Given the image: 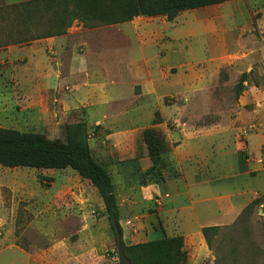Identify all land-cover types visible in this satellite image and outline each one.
<instances>
[{"label": "rangeland", "instance_id": "374dc122", "mask_svg": "<svg viewBox=\"0 0 264 264\" xmlns=\"http://www.w3.org/2000/svg\"><path fill=\"white\" fill-rule=\"evenodd\" d=\"M78 122L111 176L123 244L180 235L183 264H264V0L75 18L0 45V127L64 139ZM146 128L164 141L157 161ZM117 233L73 169L0 165V264H118Z\"/></svg>", "mask_w": 264, "mask_h": 264}, {"label": "trees", "instance_id": "16d2710c", "mask_svg": "<svg viewBox=\"0 0 264 264\" xmlns=\"http://www.w3.org/2000/svg\"><path fill=\"white\" fill-rule=\"evenodd\" d=\"M225 1L229 0H21L15 3L0 0V31L5 30L6 36L27 34L11 37L0 45L60 35L75 18L87 27L126 22L140 15L165 16L171 20L181 11ZM245 77L243 73L237 93L243 89ZM142 139L150 158L157 161L165 150L162 137L154 129L146 128L142 131ZM0 165L73 169L97 189L111 227L116 233L121 232L111 176L94 159L83 123L66 125L64 139L0 127ZM216 229L217 226L202 228L208 244L211 243L210 234ZM123 249L133 264H183L187 257L180 235L123 244Z\"/></svg>", "mask_w": 264, "mask_h": 264}, {"label": "water", "instance_id": "95a60500", "mask_svg": "<svg viewBox=\"0 0 264 264\" xmlns=\"http://www.w3.org/2000/svg\"><path fill=\"white\" fill-rule=\"evenodd\" d=\"M117 241L118 264H133L125 254L123 243L121 241V236L119 233H117Z\"/></svg>", "mask_w": 264, "mask_h": 264}, {"label": "crops", "instance_id": "0c3cea01", "mask_svg": "<svg viewBox=\"0 0 264 264\" xmlns=\"http://www.w3.org/2000/svg\"><path fill=\"white\" fill-rule=\"evenodd\" d=\"M225 2H227V1H225ZM224 2H222V3H218V4H212L213 6H215V5H217V6H219V5H222Z\"/></svg>", "mask_w": 264, "mask_h": 264}]
</instances>
